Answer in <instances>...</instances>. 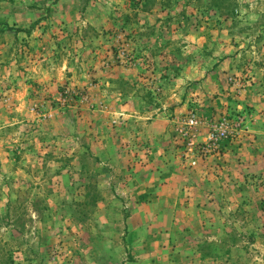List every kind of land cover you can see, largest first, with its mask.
Returning a JSON list of instances; mask_svg holds the SVG:
<instances>
[{
    "label": "rangeland",
    "instance_id": "rangeland-1",
    "mask_svg": "<svg viewBox=\"0 0 264 264\" xmlns=\"http://www.w3.org/2000/svg\"><path fill=\"white\" fill-rule=\"evenodd\" d=\"M0 264H264V0H0Z\"/></svg>",
    "mask_w": 264,
    "mask_h": 264
},
{
    "label": "trees",
    "instance_id": "trees-1",
    "mask_svg": "<svg viewBox=\"0 0 264 264\" xmlns=\"http://www.w3.org/2000/svg\"><path fill=\"white\" fill-rule=\"evenodd\" d=\"M26 32H30V30H26Z\"/></svg>",
    "mask_w": 264,
    "mask_h": 264
}]
</instances>
